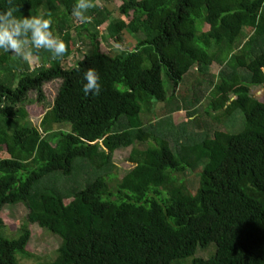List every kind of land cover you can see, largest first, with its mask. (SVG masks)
<instances>
[{"label":"trees","instance_id":"trees-1","mask_svg":"<svg viewBox=\"0 0 264 264\" xmlns=\"http://www.w3.org/2000/svg\"><path fill=\"white\" fill-rule=\"evenodd\" d=\"M74 3L13 0L15 16L50 19L68 50L29 70L0 50V264L30 256L31 225L62 239L57 255L37 264H264V95L252 92L264 88V0H123L126 21L110 19L97 4L95 28L107 22L117 43L124 31L143 37L135 49L112 55L99 47L96 30L88 36L93 50L67 67L74 33L90 24L74 25ZM8 7L0 0V12ZM213 62L221 68L205 112L221 122L242 109L243 127L215 130L191 144H179L173 133L174 146L167 124L148 131L169 103V114L182 108L174 91L184 76ZM89 68L100 76L97 96L82 91ZM163 68L174 87L170 95ZM12 70H18L15 83ZM56 79L60 90L50 109L41 106L37 127L26 108L29 94L44 100L45 84ZM127 148L133 168L110 188L117 177L113 156ZM186 172L199 181L195 193L179 179ZM61 176L84 177L78 187L64 188L56 184ZM16 204L28 213L9 236L2 210ZM210 243L214 252L194 256Z\"/></svg>","mask_w":264,"mask_h":264},{"label":"rangeland","instance_id":"rangeland-1","mask_svg":"<svg viewBox=\"0 0 264 264\" xmlns=\"http://www.w3.org/2000/svg\"><path fill=\"white\" fill-rule=\"evenodd\" d=\"M122 2L123 0H107L97 2V4L106 12V14L109 15L110 19L114 21L123 19L126 21L127 17L124 16L119 10V6L122 4ZM88 15L92 17V21L89 24L88 30L85 28V31L82 30L79 34L74 33L76 41L74 48H76V50L73 49V53L68 57V59L65 60L64 64L67 67L71 66L77 58H81L83 54L91 52L93 50V45L91 43L90 37L88 36L90 33H96V30L99 31L97 35V43L99 44V47L102 51H105L112 55L120 53V51L124 49H135L137 45V37H143V35L135 36L128 31H124L122 37L123 40L117 43L110 37V35H108L106 31L108 26L107 22L101 25H97V27L95 28V23L92 22L94 18L100 19V17L98 16L97 11H95L94 8L89 11ZM72 18L75 26H81V23H79L73 16ZM197 26L199 27V29H201V31H206L207 27L204 26L202 28L200 21L197 22ZM9 55L10 57H14V59H17V67L22 70L35 69L36 67H39L41 65L49 66L51 65L50 60L52 59V55L44 50L43 52L36 54L33 58H30L28 61L18 59L10 52ZM220 68L221 67L215 62H213L209 69L203 73L198 72L195 68H192L184 76L180 85L174 91L175 96L179 100V104L182 107L180 111L169 114V107H172V105H174L172 103H169V105L163 109L162 113L160 112L163 118L156 121L154 120L152 121V123L147 124V130L155 133V130L158 132L159 129L160 131L159 127H161L162 124H167L166 128L168 130H166L165 132L167 133V138H169V142L172 144V146H174L173 142L171 141V136L173 133L178 138L179 144H191L200 136L208 135L209 137H211L215 130H240L245 123L243 119L245 118V115L242 109H237V111H235L233 115L229 117L230 119H228V121L224 120L221 122L213 120L212 117L205 112V108L208 106L207 102L210 99L209 91H211V89L213 88V83L218 81L217 73L219 72ZM7 73L10 79L16 80L18 70H12L13 74L9 72ZM240 77L244 78L243 75H241ZM163 78L166 89L168 90V94L170 95L173 92L174 87L172 85V81L166 75L165 68H163ZM12 83H15V81L13 80ZM61 84V79L47 82L44 86L46 98L42 101H39L38 94L35 91L30 92L26 108L29 113V120L32 124L37 127L41 126L43 117L45 115V109L41 106L44 105L47 109H50L52 107L60 90ZM252 92L255 96H263L264 88L262 86H254L252 88ZM230 95L232 97L234 96L233 94ZM197 97L198 100H196ZM158 104L159 103H157V105ZM162 105L163 103L159 106ZM158 109L159 107L157 108V111ZM167 115H169V117L172 119V122L164 119L167 118ZM194 116L195 119L193 118ZM189 117L192 118L189 119ZM159 121L160 123H163L161 125L157 124ZM57 128L60 129L59 126ZM176 130L179 133L175 132ZM146 146V144L141 145L142 148H146ZM131 153L132 148H127L118 150L114 154L113 161L116 164L114 170L117 174V177H115L114 180L110 182V188H115L119 180L123 177L125 171L133 168V164L129 162L128 159ZM3 156L5 155L3 154L1 157ZM80 160L81 159H77L75 161V166L78 165ZM89 174L90 173L84 174V176H88ZM178 176L179 179L185 180L184 183L187 185V187H190L193 193L198 190L199 181L193 174H189V172H186L185 177L182 175ZM83 177H70L66 180V177L61 176L59 178L60 181L56 184L64 188L78 187L79 183L82 184ZM42 186H45L44 182H42V184H40L38 187L44 189L42 188ZM84 186H81V188H83ZM69 201L70 200H67L66 203H68ZM2 213L4 218L7 219V224H5L6 227H4V232L5 234L12 236L15 234L17 228L25 223V218L27 217L28 212L23 204H16L12 205V207H9V205H5ZM31 229L34 234H32L31 241L27 246V249L30 251V256L20 258L19 264H37L39 261L52 260L57 255V250L62 243L61 237L43 228H40L38 225H31ZM212 250L214 252V243H210L209 247H207L206 249H200L198 247L194 256H208L212 252ZM194 256H190L186 259L191 261ZM187 262L188 261H183L180 264H187Z\"/></svg>","mask_w":264,"mask_h":264},{"label":"clouds","instance_id":"clouds-1","mask_svg":"<svg viewBox=\"0 0 264 264\" xmlns=\"http://www.w3.org/2000/svg\"><path fill=\"white\" fill-rule=\"evenodd\" d=\"M8 4L7 10L0 12V50L23 61L33 58L41 50L50 53L54 59L67 53L66 43L53 34L50 19L40 15L17 17L13 0H8ZM95 7L97 0H75L71 15L81 24L91 23L92 17L88 13ZM83 80L82 91L86 96L100 94V76L95 69L84 72Z\"/></svg>","mask_w":264,"mask_h":264}]
</instances>
